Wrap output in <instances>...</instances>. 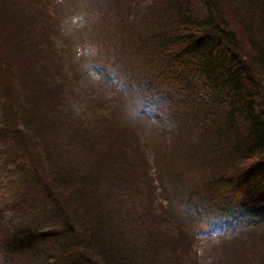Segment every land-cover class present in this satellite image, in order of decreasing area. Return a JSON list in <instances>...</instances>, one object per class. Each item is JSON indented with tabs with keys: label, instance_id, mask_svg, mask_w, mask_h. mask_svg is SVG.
Listing matches in <instances>:
<instances>
[{
	"label": "trees",
	"instance_id": "trees-1",
	"mask_svg": "<svg viewBox=\"0 0 264 264\" xmlns=\"http://www.w3.org/2000/svg\"><path fill=\"white\" fill-rule=\"evenodd\" d=\"M28 5L31 0H0L8 259L21 253L28 264L194 263L180 217L166 215L150 194L130 131L117 133L104 121L101 112L120 91L97 92L109 103L94 97L74 116L73 81L54 43L52 19H33ZM91 14H100L91 32L112 45L117 83L134 82L144 104L160 92L163 102L175 103L169 148L152 165L165 172L161 198L175 200L181 163L185 175L201 178L183 185L186 205L207 203L225 213L229 196L216 192L264 170V0H95ZM17 17L25 18L22 27L13 23ZM262 218L264 206L223 221L233 231L239 227L240 243L223 244L214 264H264Z\"/></svg>",
	"mask_w": 264,
	"mask_h": 264
},
{
	"label": "rangeland",
	"instance_id": "rangeland-1",
	"mask_svg": "<svg viewBox=\"0 0 264 264\" xmlns=\"http://www.w3.org/2000/svg\"><path fill=\"white\" fill-rule=\"evenodd\" d=\"M39 1L31 0V5L26 8L31 10L35 20L49 15L53 28L58 32L56 33L52 28L54 43L64 54L61 59L64 72H67L73 81L74 102L70 105V111L74 116H78L82 112V108L92 104L94 97H97V101L105 102L107 105L110 101L109 96L97 95V92L103 89L115 93L120 91L121 95L119 94L117 97L118 101L115 104H108L105 113L101 112L107 127L115 129L117 133H123V130L130 131L128 133L138 144L140 150L138 154L145 161L143 172L151 187L150 194L156 205L161 204L166 215L170 213L176 219L180 217L178 229L181 232L183 230L186 235L185 242L189 249L187 255L194 257L192 264H214V260L218 262L219 249L223 244L229 248L232 245L237 247L240 243V238L237 237L239 227L233 231L223 221L238 217L247 209L263 208L264 205L258 204L256 198L260 201L259 197L264 196V170L257 171L256 175H252L243 183H228L223 188L222 194L219 191L216 192L217 197L229 196L225 213L207 203L204 205L205 208L204 206L196 208L186 205L183 200V185L201 178H191L185 175L181 163H179V168L175 169L177 180L174 184L177 191L175 200L169 202L166 198L162 199L159 183L165 172L159 170L155 172L152 165L155 164L157 157L161 161L159 158L161 153L169 148V143L166 141L169 130L171 131L174 127L172 107L175 103H171L172 99L171 102H163L166 96L160 92L158 96H154L153 103L144 104L145 102H142L144 96L137 91L134 82L130 84L122 82L121 85L117 83L114 74L116 66L113 61L114 54L109 52L111 43L107 42V38L98 35L96 31L91 32L92 25L90 24L100 18V14L95 17L91 14V4L95 0H44V6L41 0ZM24 22V17H17L13 21L19 27H22ZM3 61L6 62L5 59ZM112 62L115 66L112 65ZM7 74L8 72L5 71L0 75V82L7 81ZM154 83L158 87L164 82ZM134 91L139 94H135ZM5 94L15 95L13 90H7ZM158 102L159 104H157ZM170 103L171 105H169ZM159 161L156 163L157 168L162 166ZM148 167L151 168V171L146 173ZM168 171L171 172L169 167ZM2 177L3 175L0 173V264L5 261L10 264H28L25 263L26 260L21 253L16 254L13 261H10L8 254L4 251L5 242L8 240L4 234L8 229L11 213L8 210L3 212L2 203L7 201L11 194L2 187V183L5 182ZM200 185L198 184V186ZM251 205L253 207H250ZM261 221H264V218ZM234 238L239 240L233 243ZM242 238L246 239L243 235Z\"/></svg>",
	"mask_w": 264,
	"mask_h": 264
}]
</instances>
